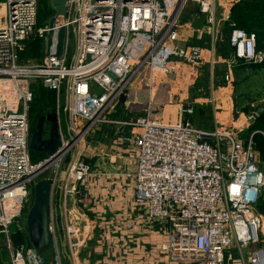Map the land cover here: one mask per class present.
<instances>
[{
	"label": "built area",
	"instance_id": "2783aa9c",
	"mask_svg": "<svg viewBox=\"0 0 264 264\" xmlns=\"http://www.w3.org/2000/svg\"><path fill=\"white\" fill-rule=\"evenodd\" d=\"M238 1L67 0L64 20L38 29V0H0V235L6 238L7 252L0 264H34L22 246L11 242L9 230L26 218L32 188L50 168L49 232L53 263L62 264L59 235L62 247L71 250L69 198L78 195L90 174L87 160L108 157L88 143L89 136L116 126L129 131L121 141L135 153L133 203L147 221L165 224L167 235L158 250L170 263L264 264V219L256 210L264 192V170L258 165L253 134L244 141L237 137L249 129L255 113L241 117L238 127L221 128L212 92V130L196 129L183 120L191 113L186 89L203 62L199 47L178 46L180 29L190 26L182 13L188 4L195 6L213 55L220 25L229 23V9ZM229 27L232 56L225 62V84H231L236 62L264 64L254 35L232 23ZM60 29L63 51L56 59ZM37 40L45 43L46 55L40 63H23L19 54ZM142 69L147 72V108L142 116L116 123L113 114L126 97V85ZM156 77L178 86L174 121L151 118L152 93L160 91ZM33 83L54 93L58 130L59 149L41 165L31 161L28 151Z\"/></svg>",
	"mask_w": 264,
	"mask_h": 264
},
{
	"label": "crops",
	"instance_id": "0c3cea01",
	"mask_svg": "<svg viewBox=\"0 0 264 264\" xmlns=\"http://www.w3.org/2000/svg\"><path fill=\"white\" fill-rule=\"evenodd\" d=\"M195 12L194 9L190 14L194 16ZM184 19L187 18L183 16L182 20ZM183 22H188L190 26L180 29L178 46L183 50L191 46L199 47L202 50L201 60L202 66H204L202 70L208 71L210 85L215 73L213 96L218 107L219 126L224 129L238 127L237 123L241 118L237 121L234 119L236 112L233 107L234 76L232 69L231 84H225L224 80L228 75L225 62L231 60V51L227 49L229 57L224 54L223 58L218 55L216 47L211 55L209 46L207 49L200 46L204 31L201 29L202 26L200 27L199 23L195 22ZM201 25H203V21ZM220 42L219 39L217 44ZM259 52L264 54V50H259ZM236 65H238L237 62L233 67ZM224 68L225 73H223ZM244 71L247 73L245 79L248 92L251 93L249 97L258 98L263 104L264 64L246 67ZM156 86L160 91L154 90L152 93L151 118L163 122L172 121L171 112H169V117L168 115L165 117L166 106L164 104L177 100L178 86L163 77H156ZM210 93L207 95V92L203 91V98H209ZM198 98H202V96ZM144 99L145 96L139 92V86H134L122 100V107L119 111L116 109V123L120 124L142 116L147 108ZM261 108L264 106L262 105L258 109ZM255 118L259 117L255 116ZM128 132L127 129L120 126H116V128L104 127L88 139L90 145L100 148L108 157L87 160L90 174L84 185L79 188V197L73 195L69 198L67 220L73 235L77 236L74 242V247H77V264H173L158 250L159 246L165 242L167 235L165 224L147 221L141 209L133 203L135 153L121 141ZM9 237L15 244V235ZM3 244L6 245L5 237ZM2 261L4 260L0 256V262Z\"/></svg>",
	"mask_w": 264,
	"mask_h": 264
},
{
	"label": "rangeland",
	"instance_id": "374dc122",
	"mask_svg": "<svg viewBox=\"0 0 264 264\" xmlns=\"http://www.w3.org/2000/svg\"><path fill=\"white\" fill-rule=\"evenodd\" d=\"M195 9V6L193 4H188L185 11L182 13V17L184 16L183 21H189V22H195L196 24H198L201 29H204V31L202 32L203 34V40L200 43V46H202V48L207 49L208 46H210L211 42L209 41V36L207 35V31L204 27V25H201L202 21L201 19L197 18L195 15L193 16V14H190L192 12V10ZM230 11V9H229ZM55 12L53 10V8L51 7L50 4V0H38V6H37V20H36V28L38 29H42L45 28L46 26L49 25V21L54 17ZM216 19H219V11L216 13ZM229 20V19H228ZM188 23V22H187ZM222 25V24H221ZM220 25V31H219V37L220 40H222V33H223V26ZM218 37V38H219ZM217 38V39H218ZM34 42V43H33ZM28 43L29 45L25 47L24 51L21 52L19 54V58L20 60L23 61V63L28 62V63H40L41 60L44 58V56L46 55V48H45V43L43 41H33ZM32 43V44H31ZM217 42L216 44H214V51L216 50L217 47ZM211 47V46H210ZM209 47V49H210ZM204 66H202L201 69H198L197 74L190 79L189 81V87H188V94H187V98L186 100L189 101L190 103V109H191V113H186L185 116L183 118L185 121H187L188 123H190L193 127H195L196 129L202 130V131H210L212 130V119H211V106L208 102L209 99H204L202 93L203 91L207 92V95L210 93V91L215 92V75L214 78L212 79V83L210 85V77L208 74L207 70H202ZM192 80V81H191ZM132 83H130L124 91V95H128V92H130V90L132 89H128L131 86H139V92L141 94H143L145 96L146 100V104H148L149 102V97H148V88H147V72L146 69H142L138 75L136 77H134L132 80ZM38 84L39 83H35ZM34 88V83L33 85H31V90L33 91ZM211 88V89H210ZM37 95V98L41 97V91L40 92H34V95ZM147 95V97H146ZM202 96V98H198ZM194 97V98H193ZM197 97V98H196ZM124 97H121V100L119 102V104L121 103L122 106V100ZM193 98V99H191ZM179 103V98H177L176 102L173 103H166L164 104V106H166L165 108V117H169V112H171L172 114L170 115L172 121L175 120L176 118V109L178 107ZM209 105V106H208ZM177 106V107H176ZM252 107V106H251ZM55 106L53 104V108L51 107H44L42 110V116L47 115L46 113L50 112L51 109L54 110ZM30 112L33 111V105L30 108ZM258 109H249L248 112H245L244 110L242 112H239V115H234V119L237 121L239 118L247 116L248 113H256ZM51 113V112H50ZM154 113V112H153ZM119 115V114H118ZM113 116H115L116 119V114H113ZM35 117V114H30L28 112V123H29V129H30V134L33 131V127L35 126L37 120L33 121ZM255 114H254V119L252 120V123H254L255 121ZM171 122V121H168ZM253 129L251 128V130H249V132L245 131L242 133H239L237 135V137L244 141L245 138H247L249 135L253 134V142L256 146V154L258 155V165L260 167V169L264 170V151H263V145H264V120L261 121L260 123H255V126H252ZM100 129H97V131H99ZM95 133V132H94ZM49 134V125L48 123H44L43 125V129H42V138L43 139H47ZM97 136V133L95 134ZM90 136H92V134H90ZM89 136V139H90ZM29 155H30V159L33 162H38L40 163L41 160H43L46 155L41 154V153H37V152H30L29 151ZM52 173H51V168L48 169L47 171H45L42 174V177H40V179L42 178H49L51 177ZM62 180V179H59ZM38 181V180H37ZM60 191V190H56ZM79 191V190H78ZM76 197H79V192L78 195H76ZM30 202V203H29ZM28 205V207L30 208L32 205V198L28 202L26 203ZM30 204V205H29ZM56 206V201L54 202L53 205V209L56 210L55 207ZM29 210V209H28ZM263 217V216H262ZM264 219V218H263ZM66 222H68V220L66 219ZM69 224V228H70V234H69V241L71 244V250H69V247H62L63 243H62V236L59 235L58 236V242H59V253H60V258H61V263L62 264H69V261L71 264H74L76 262V256H77V247H73L74 246V242L75 239L77 238V236L73 235L70 223ZM21 229V233H19L18 229ZM10 236L15 235V245L17 246H22L23 248V254L25 257H30L33 260L34 264H54L53 263V259H54V249L53 246H49L47 249H45L42 252H35L28 244V240H27V235H26V229H25V218L21 217L20 220L18 222H16L15 224H13V226L10 227L9 230ZM59 234V233H57ZM3 239L4 237L1 235L0 236V256H2V259L4 261H6L7 259V252L5 249V246L3 244ZM64 240V237H63ZM262 241L264 242V236ZM65 243V242H64ZM66 245V243H65ZM67 255V256H66ZM1 263V262H0Z\"/></svg>",
	"mask_w": 264,
	"mask_h": 264
},
{
	"label": "water",
	"instance_id": "95a60500",
	"mask_svg": "<svg viewBox=\"0 0 264 264\" xmlns=\"http://www.w3.org/2000/svg\"><path fill=\"white\" fill-rule=\"evenodd\" d=\"M67 0H50L51 7L55 15L49 21L51 28L55 20L63 21L66 14ZM51 32L48 33V38H51ZM64 30L60 29L56 36V47L54 57L60 59L63 51ZM50 42L47 43V48ZM264 115V108L258 109L255 113L256 117ZM44 123L49 125V134L47 139L42 138V129ZM28 140V151L37 152L46 155L40 161V165L53 157L58 149V130L57 120L54 112L48 113L40 117ZM51 181L48 178L38 180L32 188V205L29 208L25 218V229L29 246L35 252H42L47 249L52 242V236L49 232V213H50V194Z\"/></svg>",
	"mask_w": 264,
	"mask_h": 264
},
{
	"label": "trees",
	"instance_id": "16d2710c",
	"mask_svg": "<svg viewBox=\"0 0 264 264\" xmlns=\"http://www.w3.org/2000/svg\"><path fill=\"white\" fill-rule=\"evenodd\" d=\"M229 23L234 24L235 28H238L240 30H243L244 32L248 34H253L255 37V50H264V0H240L232 5L229 11ZM229 23H225L223 25V37L221 42L217 46V53L218 55H221V57L224 58V54L228 55L229 47L227 45V41L229 38L230 33V27ZM34 43V42H33ZM32 44V43H31ZM29 44H27L28 46ZM230 50V49H229ZM231 51V50H230ZM232 55V52H231ZM247 66L243 65L242 63H238L236 67H232V72L234 76L233 81V107L235 112H242L243 110L245 112H248L249 109H258L260 106H264V103L261 104L260 99H252L249 96L251 93L248 92V86L246 82V70L244 69ZM223 73H225V68L223 70ZM215 73L213 74V76ZM217 76V74H216ZM224 76V74H223ZM32 91V90H31ZM41 91V97L37 98V95H34V92H40ZM54 104V93L51 91H48L44 88H42L40 85L34 83V88L32 91V101L29 105L28 112L30 114H35V117L33 121L37 120L42 115V110L44 107H51L53 108ZM33 105V111L30 112V108ZM252 106V107H251ZM121 103L117 106V111L121 108ZM53 110L51 109L50 112ZM48 112V113H50ZM46 113V114H48ZM264 120V115L255 119L254 123H252L247 130L253 129L252 126H255V123H260ZM263 151H264V145H263ZM33 162V161H32ZM38 163V162H33ZM257 212L263 216L264 218V192L260 196L258 200V204L256 207Z\"/></svg>",
	"mask_w": 264,
	"mask_h": 264
},
{
	"label": "bare ground",
	"instance_id": "6f19581e",
	"mask_svg": "<svg viewBox=\"0 0 264 264\" xmlns=\"http://www.w3.org/2000/svg\"><path fill=\"white\" fill-rule=\"evenodd\" d=\"M47 43H48V42H47ZM46 46H47V45H46ZM130 83H132V81H129V83L126 85V87H127ZM132 88H134V85L131 86V87H129L128 89H132Z\"/></svg>",
	"mask_w": 264,
	"mask_h": 264
}]
</instances>
